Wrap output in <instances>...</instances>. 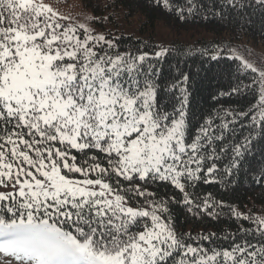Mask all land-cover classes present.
Masks as SVG:
<instances>
[{"label":"snow or ice","instance_id":"snow-or-ice-1","mask_svg":"<svg viewBox=\"0 0 264 264\" xmlns=\"http://www.w3.org/2000/svg\"><path fill=\"white\" fill-rule=\"evenodd\" d=\"M251 6L225 0L219 14ZM69 20L45 0H0V264H264V215L195 191L230 184L245 166L264 182L255 151L264 157V67L236 56L238 71L254 75L227 95L253 99L193 126L192 74L166 81L162 67L191 50L121 51ZM160 187L181 198L160 197ZM172 204L250 226L179 233Z\"/></svg>","mask_w":264,"mask_h":264},{"label":"trees","instance_id":"trees-1","mask_svg":"<svg viewBox=\"0 0 264 264\" xmlns=\"http://www.w3.org/2000/svg\"><path fill=\"white\" fill-rule=\"evenodd\" d=\"M67 2L69 0H57ZM81 6L88 13V20L82 23L95 29L96 33H104L115 38L121 51L146 46L144 50L153 51L156 46L173 49L191 50L188 55L173 53L163 67L167 81L179 72L191 73L190 103L188 119L191 125L198 126L203 119L215 118L221 109H245L253 99L251 95H227L230 84L234 85L237 77L245 83L249 82L253 73L238 71L240 60L231 56L232 46L241 42H250L264 51V8L254 4L252 0H243L252 4L243 13L225 9V16L219 14V7L225 0H192V12L188 14V0H170V7H155L152 0H80ZM184 8L185 18L179 19V12L172 9ZM107 17V19H105ZM80 24L77 21L69 22ZM164 28L173 34L169 40L158 38L157 29ZM182 36V37H181ZM226 49V50H225ZM218 54V59H212ZM178 65V66H177ZM174 101L168 97L170 109ZM223 113L221 112V115ZM239 131V128L237 129ZM257 160H264L256 148ZM223 167V163L221 164ZM264 167V163L257 165ZM256 173L244 172L235 175L230 184H200L196 192L203 197L210 193L217 200L231 205L236 210L256 216L264 215V182L253 180ZM180 195L175 189L159 188V196L168 198ZM172 217L179 233L192 236L216 233L226 236L235 232L237 225H250L242 221H234L225 211L219 220L194 217L187 213L182 205L172 204ZM218 244L222 243L217 241ZM207 247V244H205Z\"/></svg>","mask_w":264,"mask_h":264},{"label":"rangeland","instance_id":"rangeland-1","mask_svg":"<svg viewBox=\"0 0 264 264\" xmlns=\"http://www.w3.org/2000/svg\"><path fill=\"white\" fill-rule=\"evenodd\" d=\"M46 3L53 6V8L60 14L70 18L69 22L77 21L82 23L88 20V11L82 7L80 0H69L67 2H59L57 0H45ZM158 38L169 40L173 38V34L164 28L157 29ZM182 37V36H181ZM231 56H243L245 59L253 62L257 67H264V51L261 47L256 46L250 42H241L232 46Z\"/></svg>","mask_w":264,"mask_h":264},{"label":"bare ground","instance_id":"bare-ground-1","mask_svg":"<svg viewBox=\"0 0 264 264\" xmlns=\"http://www.w3.org/2000/svg\"><path fill=\"white\" fill-rule=\"evenodd\" d=\"M226 50V49H225Z\"/></svg>","mask_w":264,"mask_h":264}]
</instances>
